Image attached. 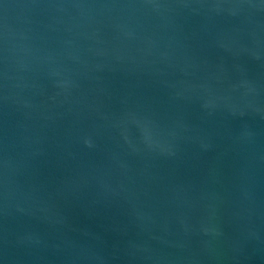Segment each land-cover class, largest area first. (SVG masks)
<instances>
[{
  "label": "water",
  "instance_id": "95a60500",
  "mask_svg": "<svg viewBox=\"0 0 264 264\" xmlns=\"http://www.w3.org/2000/svg\"><path fill=\"white\" fill-rule=\"evenodd\" d=\"M0 264H264V0H0Z\"/></svg>",
  "mask_w": 264,
  "mask_h": 264
}]
</instances>
